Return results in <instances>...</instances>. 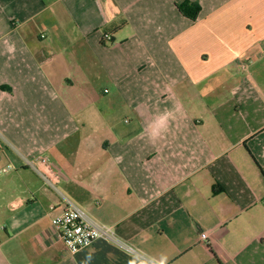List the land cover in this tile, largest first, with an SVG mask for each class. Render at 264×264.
I'll return each mask as SVG.
<instances>
[{
	"label": "crops",
	"instance_id": "0c3cea01",
	"mask_svg": "<svg viewBox=\"0 0 264 264\" xmlns=\"http://www.w3.org/2000/svg\"><path fill=\"white\" fill-rule=\"evenodd\" d=\"M183 1L0 0V264H264V0ZM64 197L136 253L70 254Z\"/></svg>",
	"mask_w": 264,
	"mask_h": 264
},
{
	"label": "built area",
	"instance_id": "2783aa9c",
	"mask_svg": "<svg viewBox=\"0 0 264 264\" xmlns=\"http://www.w3.org/2000/svg\"><path fill=\"white\" fill-rule=\"evenodd\" d=\"M105 38L111 40L109 35ZM24 163L35 172L48 189L59 192L62 173L49 156L24 158ZM64 202L60 213L52 217L50 230L64 243L70 254L74 255L90 247L99 239L112 242L128 253H136L133 247L118 238L112 226L96 222L83 209L65 197Z\"/></svg>",
	"mask_w": 264,
	"mask_h": 264
},
{
	"label": "clouds",
	"instance_id": "9594fccd",
	"mask_svg": "<svg viewBox=\"0 0 264 264\" xmlns=\"http://www.w3.org/2000/svg\"><path fill=\"white\" fill-rule=\"evenodd\" d=\"M172 116V113L165 112L158 117H156L150 124H149V135L150 138L156 140L160 138L164 133L168 130V123L169 119ZM160 264H166V258L160 261Z\"/></svg>",
	"mask_w": 264,
	"mask_h": 264
},
{
	"label": "trees",
	"instance_id": "16d2710c",
	"mask_svg": "<svg viewBox=\"0 0 264 264\" xmlns=\"http://www.w3.org/2000/svg\"><path fill=\"white\" fill-rule=\"evenodd\" d=\"M177 8L184 17L191 21H196L201 11L200 5L191 0H184L182 3L177 4Z\"/></svg>",
	"mask_w": 264,
	"mask_h": 264
},
{
	"label": "rangeland",
	"instance_id": "374dc122",
	"mask_svg": "<svg viewBox=\"0 0 264 264\" xmlns=\"http://www.w3.org/2000/svg\"><path fill=\"white\" fill-rule=\"evenodd\" d=\"M0 223H1V221H0Z\"/></svg>",
	"mask_w": 264,
	"mask_h": 264
}]
</instances>
